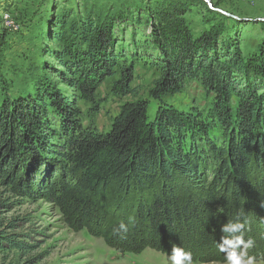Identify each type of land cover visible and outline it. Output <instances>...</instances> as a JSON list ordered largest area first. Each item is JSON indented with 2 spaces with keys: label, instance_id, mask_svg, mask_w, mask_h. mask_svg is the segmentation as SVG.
<instances>
[{
  "label": "trees",
  "instance_id": "trees-1",
  "mask_svg": "<svg viewBox=\"0 0 264 264\" xmlns=\"http://www.w3.org/2000/svg\"><path fill=\"white\" fill-rule=\"evenodd\" d=\"M173 11L160 15L155 33L163 44V59L149 91L158 104L153 113L145 100L125 103L110 127L98 131L80 123L76 101L45 88V83L34 87L36 94L0 100V182L25 196L48 198L60 207L69 226L84 228L110 246L112 240L135 232L141 246L124 249L133 254L147 247L164 251L148 239L158 230L177 235L176 225L186 226L187 221L189 228L204 227L197 220L199 209L211 218V235L219 229L216 224L240 213L249 229L260 230L258 223L264 224L263 100L237 93L232 114L235 89L226 72L231 59L191 50V33ZM104 40L101 32L91 37L83 52L88 58L67 51L72 63L65 67L72 77L65 78L64 71L60 77L84 98L91 96L97 74L115 64L110 48H96ZM87 59L91 68L84 66ZM131 77L122 72V88ZM186 80L215 94L206 117L162 102ZM184 185L192 189L190 195L176 192ZM113 210H119L123 220H110ZM121 223L126 232L118 231ZM146 233L148 238L143 237ZM15 236L0 231V252L23 253L32 247ZM256 251L251 253L259 259L262 251Z\"/></svg>",
  "mask_w": 264,
  "mask_h": 264
},
{
  "label": "rangeland",
  "instance_id": "rangeland-1",
  "mask_svg": "<svg viewBox=\"0 0 264 264\" xmlns=\"http://www.w3.org/2000/svg\"><path fill=\"white\" fill-rule=\"evenodd\" d=\"M172 10L191 33V45H187L191 50L200 48L205 56L214 52L222 61L231 59L226 72L235 89L230 99L232 114L237 93L262 98L264 103V21L257 19L264 16V0H0V100L5 95L36 94L39 91L34 87L45 83V88L76 101L80 123L98 131L110 127L125 103L145 100L153 113L158 104L149 91L159 77L157 63L163 59V44L155 33L160 15ZM100 32L105 40L96 48H110L115 64L109 72L97 74L91 96L84 98L62 80L60 72H65V78L72 77L65 67L72 63L67 51L88 58L83 52L91 37ZM84 66L91 68L88 59ZM124 71L132 77L122 88ZM214 96L197 81L186 80L178 93L163 97L162 102L204 118ZM175 190L192 193L186 185ZM199 212L197 220L204 227L189 228L187 221L186 226L176 225L178 234L171 236L163 226L167 231L143 237L164 251L147 247L133 254L124 249L141 246L135 232L112 240L110 246L84 228L69 226L60 207L48 198L25 196L0 182V231L16 234L17 240L32 245L23 253L0 252V264H166L165 257L174 246L191 251L194 264H226L217 248L221 225L216 224L219 229L211 235L208 212ZM112 217L123 220L119 210H113ZM258 224L260 230L245 226L244 236L255 242L249 255L253 256L254 249L261 250L256 264H264V224Z\"/></svg>",
  "mask_w": 264,
  "mask_h": 264
},
{
  "label": "clouds",
  "instance_id": "clouds-1",
  "mask_svg": "<svg viewBox=\"0 0 264 264\" xmlns=\"http://www.w3.org/2000/svg\"><path fill=\"white\" fill-rule=\"evenodd\" d=\"M264 21V16L257 18ZM247 221L243 214H238L233 220L221 225L222 233L220 242L217 243L218 251L224 254L226 264H256V258L249 255V249L254 246V240L245 239L244 230ZM118 231H127L126 225L121 223ZM166 264H194L191 251L180 246L172 247L165 257Z\"/></svg>",
  "mask_w": 264,
  "mask_h": 264
}]
</instances>
